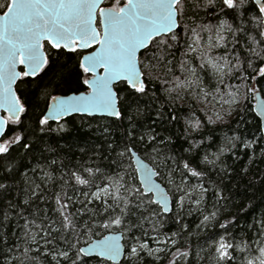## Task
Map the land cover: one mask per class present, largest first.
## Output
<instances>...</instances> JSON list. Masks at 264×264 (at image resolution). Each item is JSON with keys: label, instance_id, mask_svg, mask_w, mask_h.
I'll return each instance as SVG.
<instances>
[{"label": "snow or ice", "instance_id": "snow-or-ice-1", "mask_svg": "<svg viewBox=\"0 0 264 264\" xmlns=\"http://www.w3.org/2000/svg\"><path fill=\"white\" fill-rule=\"evenodd\" d=\"M0 264H264V0H0Z\"/></svg>", "mask_w": 264, "mask_h": 264}]
</instances>
